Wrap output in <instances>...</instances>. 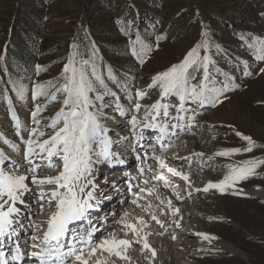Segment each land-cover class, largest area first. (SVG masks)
Here are the masks:
<instances>
[{"label": "rangeland", "instance_id": "374dc122", "mask_svg": "<svg viewBox=\"0 0 264 264\" xmlns=\"http://www.w3.org/2000/svg\"><path fill=\"white\" fill-rule=\"evenodd\" d=\"M34 20L36 23H33ZM202 32L207 33V54L212 61L209 87L221 88L229 84V90L223 93L222 102L215 107L185 101L187 112L181 115L195 113V125L191 129L177 130L176 136H171L170 130L169 136L161 142L168 145L163 149L166 162L174 161L188 169L192 178L191 187L197 188L190 201L182 205L187 215H181V219H186L181 230L189 229L190 232L178 248L177 260L161 264H264V198L256 195V192L264 194V165L256 169L255 175L237 182L223 193L216 189L203 191L209 182L216 183L224 178L229 172L228 165L240 166L254 157L264 159V73L260 72L264 68V61L255 58L251 46L253 39L264 40V0H0V57H4L9 46L21 45L27 37L35 41L37 47L33 75L26 80H7L6 83H3L4 76L0 77L1 86H4L2 91L0 88V152L8 158L4 164H0V169L27 174L14 168L13 162L27 167L23 160L24 141L28 139V131L37 127L31 119L37 105L43 109L37 117L41 120L38 127L45 133L42 139L52 134L48 124L63 106L64 97L60 93L56 94L55 101L50 97L64 83L63 68L70 57L74 59L75 67L83 69L86 78L92 82L94 90L89 96L94 104L104 106L100 123L108 128L112 140L120 141L113 145L112 151L119 154L122 148L129 151L131 146H135L136 153L146 155L144 163L157 166L152 156L153 148L156 154L161 152V144L156 141L159 130L139 127L137 131L143 134L139 144L134 143L130 131L131 115L138 118L144 116L143 107L139 112L132 110L135 93L138 89L147 93L140 101L143 106L160 99L159 88H148L151 77L178 63L191 47L204 39ZM142 47L151 48L143 64L133 55L134 50L139 51ZM83 61L88 63L84 64ZM37 65L42 68L38 75ZM6 72L8 69L4 68L3 74ZM96 77L103 81V85ZM200 78L202 74H198L197 80L191 83H197ZM49 81H52V86L47 87L48 95L33 100V85H47ZM21 87L25 89L23 97L17 92ZM97 95L103 99L96 100ZM117 100L125 109L124 115L115 111ZM162 102L171 105L172 116L177 115L175 106L179 100L176 96L170 95ZM14 117L21 123L19 135ZM164 120L162 116L158 117L160 123ZM236 131L250 136L257 147L250 153L216 156L217 151L246 146L247 142L236 136ZM121 137L128 139L121 140ZM4 140L8 143H4ZM12 145L16 146L15 150ZM194 153H202L203 156L197 157ZM165 155L170 157L166 158ZM120 158L126 160L125 156ZM33 163L40 165L37 172L40 177L55 176L62 166L58 159L56 169L51 171L44 167L45 162L40 159ZM99 166L105 169L114 166V171H119L121 167L115 162L111 166L107 163ZM146 175L150 176L148 173ZM105 178L106 173L98 176L100 182ZM166 178L169 181L182 180L169 173ZM28 183L33 190L24 199L26 203L33 204L38 190L30 179ZM162 185L163 179L155 188L160 194L165 192L163 188L159 189ZM121 196L119 194L118 198L112 199L110 206L123 202L121 199L126 196ZM143 196L137 195V198ZM130 199L123 202L120 213L129 212L136 218L130 222L137 223L139 218L135 212L138 206L135 208L132 203L136 198ZM137 204L143 206L140 201ZM143 204L146 205L147 201ZM105 207H100L101 212H98L104 214ZM35 208L38 207L33 205ZM46 216L47 209L35 218L45 219ZM101 219L103 223L115 221L109 217ZM117 220L121 223L122 219ZM98 223L91 226L97 229L104 226ZM71 228L74 227L70 226V234L75 230ZM40 230L43 233V229ZM121 230L128 231L125 232L126 239L132 238L139 243L134 234L123 226L116 237L122 234ZM28 232L32 233V229ZM200 233L206 234L209 239H203L198 235ZM29 236L31 234L20 235L18 240L25 255L20 264H33L27 259V254L32 250ZM70 239L68 235L66 240ZM176 243L173 245L178 246ZM10 249H5L6 256L10 255ZM139 249L141 246L136 244L135 250ZM133 253L132 261L139 259L137 261L141 264L143 254ZM96 259L104 260L105 264L117 260L107 253L101 255L98 252L90 264H95ZM137 261L134 263L137 264Z\"/></svg>", "mask_w": 264, "mask_h": 264}, {"label": "snow or ice", "instance_id": "6c2138e0", "mask_svg": "<svg viewBox=\"0 0 264 264\" xmlns=\"http://www.w3.org/2000/svg\"><path fill=\"white\" fill-rule=\"evenodd\" d=\"M201 35L204 39L191 47L178 63L156 72L151 77L148 88H159L160 99L149 106H143L140 101L146 97L147 93L139 89L136 91L132 110L139 112L143 107L144 116L138 118L133 114L129 121L135 144H139L143 140V134L137 131L139 127L159 130L156 141L161 144V152L156 154V150L153 148L152 159L157 162L160 168L167 169L173 176L180 177L185 182L189 181L188 173L179 171L166 162L163 149L168 145L161 142L169 136L170 130L171 136H176L177 130L183 131L186 127L191 129L195 125V113L181 115V113L187 112L184 107L185 101L191 100L198 106L210 105L215 107L222 102L223 93L229 90V84H224L221 88L209 87L212 61L207 54L209 49L207 33L202 32ZM251 46L255 58L258 61H264V40L253 39ZM201 49H203V55H201ZM149 51L151 48L142 47L139 51L134 50L133 55L143 64ZM82 63L87 64L88 61ZM40 71L42 68L37 65V75ZM260 72L264 73V68H261ZM198 74H202V78L195 84L191 83V81L197 80ZM93 75L95 76L94 71ZM62 79L64 83L56 88V92L51 94L50 99L55 101L56 94H62L64 97L63 106L50 118L48 128L52 134L46 139H42L45 133L38 127L41 120L37 118L43 109L37 105L31 113L32 123L37 127L28 131V139L24 141L23 160L27 167H21V165L13 162L14 168L27 174L6 172L0 169V248H3L6 242L15 244L10 249L8 256L5 255L4 251H0V264H20L25 259L18 243V228L23 227L21 217L24 213L18 205H22L29 214L33 211V205L39 208L37 215L44 214L47 209L45 220L29 222V227L32 229V234L29 237L32 250L27 254V259L33 261V264H90L92 257L98 252L101 255L107 253L109 256L127 259L124 253L131 246V241L119 239L114 233L107 237L97 238L95 234L100 230L94 226H90L86 231H81L78 235H73L70 240L65 239L70 233V225L77 221L86 220L89 209L97 206L93 203L97 188L96 176L94 175L95 166L103 163L111 166L113 162L123 164L125 161L112 151L113 145L120 143V141H113L108 135V128L100 123L104 106L95 105L90 98L89 93L94 90L92 82L86 78L83 69L75 67L72 57L64 65ZM96 79L103 85V81L99 77ZM50 86H52V81L47 82V85L34 84L31 91L32 99L36 100L41 95L47 96V87ZM24 91L23 87L17 89L21 97H23ZM170 95L176 96L179 100V104L175 106L176 116L171 115V105L162 102L164 98ZM95 99L102 100L103 97L97 95ZM115 111L120 115L125 113V109L118 100ZM161 116L165 118L163 123L158 121V117ZM14 125L17 129V135H19L21 123L16 117H14ZM235 134L247 142L246 146L223 149L217 151L216 156L229 157L242 152L250 153L257 147L250 136H245L239 131H236ZM125 139L128 138L121 137V140ZM4 143L7 144L8 141L4 140ZM12 148L15 150L16 146L12 145ZM193 155L203 156L202 153H194ZM7 159L5 154L0 152V164H4ZM36 159L44 161V167L49 171L56 169L57 159L62 166L57 175L40 177L37 174L40 165L33 163ZM261 165H264V159L255 157L244 161L240 166L228 165L229 172L224 178L216 183L209 182L203 191L216 189L223 193L237 182L255 175L256 169ZM29 179L38 190L33 204L26 203L24 199L25 195L32 191L29 187ZM144 184L148 185L149 181L145 180ZM131 188L132 185L130 184L129 190ZM144 191L145 189L141 187L140 192L143 193ZM149 192H151V188H149ZM177 199L180 197L177 196ZM132 203L136 204V199H133ZM168 207L173 209L174 206L171 201H168ZM175 212H178V209H174L173 214ZM127 215V213L124 214L125 217ZM152 219L156 220V217L153 216ZM121 223L126 229L139 236L140 228H138L137 223L143 226L146 222L138 219L137 223H128L122 218ZM176 223L179 226V223ZM40 229H43L42 235L37 234ZM198 235H201L203 239H209L206 234L200 233ZM143 248L149 249V245L145 242ZM153 255H155L154 252ZM95 264H105V261L96 259Z\"/></svg>", "mask_w": 264, "mask_h": 264}, {"label": "bare ground", "instance_id": "6f19581e", "mask_svg": "<svg viewBox=\"0 0 264 264\" xmlns=\"http://www.w3.org/2000/svg\"><path fill=\"white\" fill-rule=\"evenodd\" d=\"M113 140L116 141L115 138H113ZM134 147L135 146H131V149L129 151L127 149L123 151L124 149L122 148L120 151L122 153L117 154L119 157H126V160H124L125 162L123 164H120L121 167H119V171H114V166L108 167L107 169L102 166H95L96 172L94 173V175L96 176L95 183L97 185V188L95 191L94 200L96 202L94 204H96L97 206L89 209V211H91L90 213L94 214V219L91 221L90 218L87 224H82L81 221H77L73 225H70L74 227L75 230H73L74 228H71V230H73L72 234L69 233L68 235H70V237L72 238L73 235H78L86 227L91 226V224L95 225L97 222H99L98 224L101 223V225L104 224V226H100L98 228L100 231L95 234L97 238L107 237L109 236V234L113 233L116 236L117 233H119L120 227H124L123 223H119L117 218H123L128 223H131V219H136L129 212H126L128 214L127 217L124 216L125 213H120V211H122L124 207L123 202H128L129 200H131L130 197H135L137 201H140L143 205L141 206L137 203L134 204L135 208L138 206V209L135 212L137 218L142 219L146 222L143 226L137 223L138 228H140V233L139 236L134 234L133 237L138 239L139 243H135L134 239L131 238V246L124 253L127 259H121L116 256H111L117 259L112 261L111 264H136L134 263V261H137L139 259H133L132 261L134 251H136V253L143 254L141 264H161L176 261L178 256V248L180 245H182V240L184 241L187 233L190 232L189 229L186 231L181 230L183 224L186 223V219H181V215H187V212H184V210L182 209V205H185L188 200L190 201L191 195H193V193H196L197 188L191 187L192 178L190 176V173L188 172V169L182 168L178 165V163H175L174 161L167 162L170 166L176 167L179 171H185L189 175L188 182H185L183 179L181 181H169L166 178V174H170L167 169L160 168L158 164L157 166L152 167L144 163L143 161L146 159V155L136 153ZM138 156L139 159H137ZM165 157L169 158L170 155H165ZM135 162H137V164ZM133 163H135V168L131 167L132 165H134ZM149 166L151 168H149ZM104 173H106V178L102 182H100V180H98V176ZM147 173L150 174V176H147ZM161 179L164 180V185H162L159 189H164L163 191H165L162 194L157 192L155 189L156 185ZM145 180L149 181L148 185L144 184ZM182 181L184 182L183 184L181 183ZM130 184L132 185L131 190H129ZM153 185L155 187H152ZM141 187L145 189L143 193L140 192ZM149 188H151V192H147L149 191ZM31 189L33 190V188ZM119 194L122 196H126L125 198L121 196V200H123V202L115 204L112 203V206H110V202H112V199L114 200L118 198ZM134 194H143L146 198L144 196L137 198V195ZM256 195L264 198V194H262L261 192H256ZM177 196H179L180 199H177ZM157 197H159V199H157ZM24 198L27 199L28 194H26ZM150 199L152 200L148 201ZM146 201L147 204L144 205L143 202L146 203ZM168 201L172 202V205L174 206L173 209H169ZM103 205L106 206L104 211L105 215L98 212L100 211V207H102ZM18 207H21V211L24 213V215L21 217V223L23 227L18 228V234L20 238V235L32 234L28 232V230L31 229L29 227L30 221H43L46 218H35L37 216L36 212L39 211L38 208H35L36 210L33 209L32 213L29 214L24 210L22 205H18ZM139 207H142L143 209ZM174 209H178V212H175V214H173ZM153 216L156 217V220L152 219ZM106 217H109L115 221L113 223H103V219L101 218ZM157 221H159V223H157ZM176 222L179 223V226H177ZM112 228L115 229L113 230ZM180 230L181 233H179V236H177L176 234ZM40 231L38 233L42 234V231ZM125 232L128 231L123 230L122 234H118L117 238L126 239ZM65 239H67V237ZM176 241V244L178 246L173 245V243ZM145 242L149 245V249L143 248V244ZM136 244H139L141 246V249L135 250ZM13 245L15 244L13 243ZM13 245L12 243L6 242L5 246L2 249H4L3 251H5V249H10ZM153 252L155 253V255H153ZM137 264H140V261H137Z\"/></svg>", "mask_w": 264, "mask_h": 264}, {"label": "trees", "instance_id": "16d2710c", "mask_svg": "<svg viewBox=\"0 0 264 264\" xmlns=\"http://www.w3.org/2000/svg\"><path fill=\"white\" fill-rule=\"evenodd\" d=\"M33 23H36V21L34 20ZM36 51L35 41H31L29 37L24 39L21 45L9 46L0 62V77L3 75L5 78L3 83L8 82L7 80H26L28 76L33 75ZM81 58H84L83 54ZM4 68L8 69L5 74H3ZM8 85H10V82ZM0 88L1 91L4 88L1 83Z\"/></svg>", "mask_w": 264, "mask_h": 264}]
</instances>
